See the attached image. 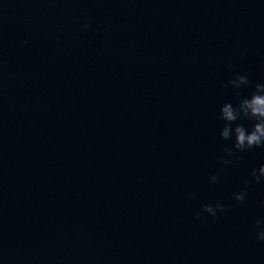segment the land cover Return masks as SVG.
I'll use <instances>...</instances> for the list:
<instances>
[{
    "label": "water",
    "instance_id": "95a60500",
    "mask_svg": "<svg viewBox=\"0 0 264 264\" xmlns=\"http://www.w3.org/2000/svg\"><path fill=\"white\" fill-rule=\"evenodd\" d=\"M257 83L264 0H0V264H264Z\"/></svg>",
    "mask_w": 264,
    "mask_h": 264
},
{
    "label": "clouds",
    "instance_id": "9594fccd",
    "mask_svg": "<svg viewBox=\"0 0 264 264\" xmlns=\"http://www.w3.org/2000/svg\"><path fill=\"white\" fill-rule=\"evenodd\" d=\"M83 28L87 30L89 25L84 24ZM250 83L247 76L237 75L228 82V86L237 90L236 95L240 96L239 90L241 87L250 85ZM219 120L223 122L220 131L221 140L232 141L234 139L232 147L224 149L225 158L222 159V163L225 166L231 164V158L236 152L264 148V83H257L251 95L239 99L235 105L230 102L225 103L220 108ZM238 121L254 123L248 128L243 123H238ZM252 177L256 183L264 181V165H261L258 170H253ZM216 180V176L210 178L212 183H215ZM246 195V191L233 193V199L238 203H243ZM262 205H264V202H262ZM201 211L208 216L216 217L218 213L227 212L229 209L222 202H217L215 205H204ZM196 218H200V212H197ZM260 225L261 221H257L256 226L260 227ZM257 239L264 241V230L257 233Z\"/></svg>",
    "mask_w": 264,
    "mask_h": 264
}]
</instances>
